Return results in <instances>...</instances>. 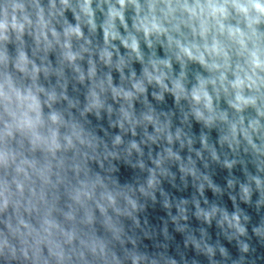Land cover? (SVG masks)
Returning a JSON list of instances; mask_svg holds the SVG:
<instances>
[{
  "label": "clouds",
  "instance_id": "obj_1",
  "mask_svg": "<svg viewBox=\"0 0 264 264\" xmlns=\"http://www.w3.org/2000/svg\"><path fill=\"white\" fill-rule=\"evenodd\" d=\"M0 264H264V0H0Z\"/></svg>",
  "mask_w": 264,
  "mask_h": 264
}]
</instances>
